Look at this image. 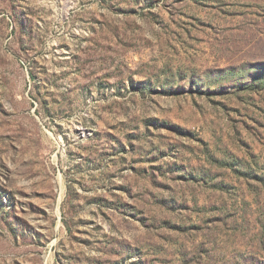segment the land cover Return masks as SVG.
<instances>
[{"label":"rangeland","instance_id":"obj_1","mask_svg":"<svg viewBox=\"0 0 264 264\" xmlns=\"http://www.w3.org/2000/svg\"><path fill=\"white\" fill-rule=\"evenodd\" d=\"M0 264H264V0H0Z\"/></svg>","mask_w":264,"mask_h":264}]
</instances>
